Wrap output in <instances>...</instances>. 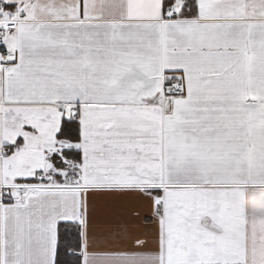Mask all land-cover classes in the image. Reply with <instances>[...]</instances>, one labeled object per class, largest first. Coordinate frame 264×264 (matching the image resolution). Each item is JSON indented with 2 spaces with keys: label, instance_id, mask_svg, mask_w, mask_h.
<instances>
[{
  "label": "snow or ice",
  "instance_id": "snow-or-ice-1",
  "mask_svg": "<svg viewBox=\"0 0 264 264\" xmlns=\"http://www.w3.org/2000/svg\"><path fill=\"white\" fill-rule=\"evenodd\" d=\"M0 264H264V0H0Z\"/></svg>",
  "mask_w": 264,
  "mask_h": 264
}]
</instances>
